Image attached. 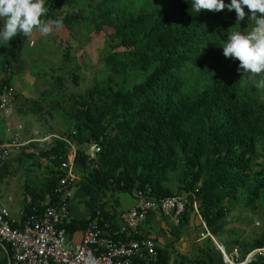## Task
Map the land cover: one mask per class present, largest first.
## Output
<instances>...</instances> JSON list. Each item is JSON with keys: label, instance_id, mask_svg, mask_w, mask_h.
Listing matches in <instances>:
<instances>
[{"label": "trees", "instance_id": "1", "mask_svg": "<svg viewBox=\"0 0 264 264\" xmlns=\"http://www.w3.org/2000/svg\"><path fill=\"white\" fill-rule=\"evenodd\" d=\"M192 2L45 0L49 14L44 19L62 17V29L70 35L81 29L105 39L99 56L104 73L92 78L86 89L71 91L67 102L61 89L68 82L77 85L81 70L68 50L63 51L59 65L49 68L51 81L42 82L47 88L36 98L11 92L15 114L57 112L62 127L57 135L66 136L77 147L74 187L85 196L83 207L89 218L63 224L66 235L81 231L94 217L106 223L105 199L118 192L132 196L139 192L153 199L186 196L194 201L208 233L222 247L226 218L239 197L252 211L258 208L264 215V161H258L256 153L264 140V103L249 89L248 75L238 71L239 61L225 58L222 48L230 28L250 30V13L245 8V19L237 23L234 10L198 13ZM25 40L19 34L6 46L0 62V92L3 86H10L12 65ZM44 100L48 110H44ZM91 143L99 152L95 160L87 161L82 147ZM26 147L32 150L24 153ZM26 147L10 160L23 163L28 172L41 171L43 177L34 186L25 185L19 222L33 210L40 212L42 203L59 202L54 189L64 176L61 163L66 161L68 149L58 139L44 148L33 143ZM5 169L6 164L0 175ZM190 213L186 209L178 226L171 227L180 231ZM111 227L118 229L117 225ZM135 238L147 237L140 234ZM230 244L243 256L264 246V233L249 242ZM154 250L151 264L169 263L167 247L154 246ZM174 264L223 262L206 238L194 257ZM247 264L261 262L254 259Z\"/></svg>", "mask_w": 264, "mask_h": 264}, {"label": "built area", "instance_id": "2", "mask_svg": "<svg viewBox=\"0 0 264 264\" xmlns=\"http://www.w3.org/2000/svg\"><path fill=\"white\" fill-rule=\"evenodd\" d=\"M12 89L3 86L0 92V113L9 115L12 111ZM6 140H0V168L12 159L19 149L36 144L44 148L52 139L66 143V161L61 163L64 176L60 179L54 192L60 197L53 205L42 203V210L27 215L22 221L15 222L8 215L7 210L0 204V246L6 247L9 264H151L155 261L154 242L147 238H135L141 234L148 213H159L171 226H178L181 215L190 208L205 236H211L198 214L194 201L184 195L162 199L146 198L141 193L133 194L134 203L127 210L119 214L117 230L98 222L102 218L94 217L80 231L77 242L68 239L63 224L69 221L67 202L70 198V188L78 180L73 170V159L77 150L74 142L66 136L55 134L48 137H31L21 139L19 126H13ZM87 161H93L99 152L94 144L82 147ZM97 214V213H96ZM16 223V226L13 224ZM122 235V237H119ZM223 264H247L251 260L259 259L264 264V246L256 247L241 256L238 247L233 246L229 252L218 250Z\"/></svg>", "mask_w": 264, "mask_h": 264}, {"label": "rangeland", "instance_id": "3", "mask_svg": "<svg viewBox=\"0 0 264 264\" xmlns=\"http://www.w3.org/2000/svg\"><path fill=\"white\" fill-rule=\"evenodd\" d=\"M2 23L3 21H0V26H2ZM104 42V36L101 34L91 35L81 29L75 30L71 35L70 32L64 29L54 30L52 34L47 36L35 33L32 37L26 38L22 43L19 58L12 65L14 66V73L11 81L9 79V82H11L12 85L14 84V75L16 74L20 75V77L21 75L25 77L28 75V80L32 82V84L25 79L24 83L30 84L28 92H26L28 94L27 97L29 99L36 98L41 91L47 88L46 84L51 81L49 76L50 74L53 75V72L51 73L49 68L59 65L61 63L60 60L63 51L68 50L69 55L75 57L76 63L81 67V70L79 72L77 85L68 82L64 84L67 85V87H62L61 89V91H63V101H66V97L71 91L76 92L86 89L92 84V78H97L104 73V67L99 57L100 52L104 48ZM5 48L6 44H0V60L3 57ZM68 66H71V64ZM56 72L61 73V71ZM56 72L54 74H56ZM260 79L261 76L248 75L249 89L257 96L259 101L264 103V88L256 86ZM43 81H46V84H43ZM12 92L17 93L14 92L13 89ZM46 103V100H44V110H48ZM55 114H57V112L43 116H33L28 113L18 116L12 109L7 119H10L13 123L12 127L19 126L21 128L19 136L21 139L25 140L32 136L39 137V135H41L39 138H42L48 137V135L51 134L57 135L60 133L62 127ZM1 117L0 115V128L4 129L6 132V125ZM7 128L9 132L12 131L10 127ZM26 150L28 152L32 149L26 147L23 152L27 153ZM256 153L258 161L260 160L263 162L264 140L258 143ZM15 157H13V159ZM41 163H43V161H41ZM8 168L10 170H8L7 175L2 177L3 181H1V184L7 185L5 190L11 194L13 201L17 202V206L19 210H21L22 198L24 196L22 192H24L25 185L31 187L34 186L33 183H38L43 177L42 172H28L24 169L23 163H19V161H12ZM169 186L173 189L175 184L169 183ZM70 195L72 200L75 199L76 196L75 202L79 201L76 203V206L83 211L84 194L73 186L70 188ZM107 197H109V195H107ZM239 198L240 200L236 204H232L224 226L225 233L223 234L222 240L226 242L223 246L226 252H229L230 246L232 247L234 245L230 244L231 241L249 242L252 239L260 237L264 233V215L260 209L256 208L252 211V207L251 209L249 208L250 206L245 205V199H243V197ZM112 199L117 200L122 208L127 207V205L132 202L131 195L126 192L115 193ZM186 230L187 228H185V231Z\"/></svg>", "mask_w": 264, "mask_h": 264}, {"label": "clouds", "instance_id": "4", "mask_svg": "<svg viewBox=\"0 0 264 264\" xmlns=\"http://www.w3.org/2000/svg\"><path fill=\"white\" fill-rule=\"evenodd\" d=\"M191 5L198 13L234 10L237 23L245 19L244 9H248L250 15H247V19L252 25L250 30L230 28L227 40L222 45L223 55L239 61L238 71L243 75L261 76L256 86L264 88V0H230L229 4L225 0H193ZM48 14L49 7H46L45 0H0V21H3L0 44H9L19 34L26 38L35 33L47 36L54 30L62 29L63 18L44 19Z\"/></svg>", "mask_w": 264, "mask_h": 264}, {"label": "crops", "instance_id": "5", "mask_svg": "<svg viewBox=\"0 0 264 264\" xmlns=\"http://www.w3.org/2000/svg\"><path fill=\"white\" fill-rule=\"evenodd\" d=\"M7 46V44H6ZM31 47V46H29ZM6 50V48H5ZM4 50V53H5ZM21 51V50H20ZM3 53V56H4ZM3 58V57H2ZM2 58L0 62L2 61ZM1 67V63H0ZM14 69V66H12ZM3 72L0 68V77H2ZM13 73L10 75V81L12 78ZM15 81L12 85L11 82H9V85L11 89H13L14 92H17L19 95H21L24 98H27V93L29 89V85L32 84L28 79V75L25 77L23 75H14ZM25 79H27L30 84H25ZM2 116L1 118L5 122L6 125V132L4 129L0 128V140H6L8 135L10 134L7 127H12L13 123L10 121V119H7L9 115H5L3 113H0ZM1 123V122H0ZM41 137V135H39ZM16 158V157H15ZM14 160V159H13ZM13 160L8 161L9 163H6V169L3 170L2 174L0 175V204L5 207V209L8 212V215L10 218L18 222L20 220L21 210H19L17 206V202H14L11 194L5 190V187L7 188V185L1 184V181H3V176L7 175L8 170H10L8 167H10V164ZM24 192H22L23 194ZM132 197V202L127 205V207L122 208L117 200H113L112 197L105 199L104 204V211L108 216V220L105 225L107 227H111L110 225H117L119 226V219L118 216L121 212L127 210L130 208L134 203V198ZM76 196L75 199L72 200V198L69 199V202L67 204V211L69 215V221H79V220H85L88 219V212L83 208V211L79 209L78 206H76L77 202ZM22 207V203H21ZM192 213L189 214V217L187 219V223L184 226L180 227V231H175V228H172L170 223L163 217L159 215V213H152L149 218H147L144 222V224L141 227V235L148 237L149 239L153 240L154 245L157 247H167L170 252V258L168 264H174V262H178L179 260L183 259H191L194 257L197 253L198 248L204 247L206 236L203 233V230L200 226L199 221L193 215ZM198 229H196V228ZM185 228L187 230L185 231ZM68 239H70L72 242H77L80 238V230H75L69 235H67ZM0 264H9V256L8 251L6 247L0 246Z\"/></svg>", "mask_w": 264, "mask_h": 264}, {"label": "water", "instance_id": "6", "mask_svg": "<svg viewBox=\"0 0 264 264\" xmlns=\"http://www.w3.org/2000/svg\"><path fill=\"white\" fill-rule=\"evenodd\" d=\"M210 240H211L213 246L215 247V249H217V250H223L222 246H220L219 244H217L212 237H210Z\"/></svg>", "mask_w": 264, "mask_h": 264}, {"label": "bare ground", "instance_id": "7", "mask_svg": "<svg viewBox=\"0 0 264 264\" xmlns=\"http://www.w3.org/2000/svg\"><path fill=\"white\" fill-rule=\"evenodd\" d=\"M25 148V147H24ZM21 150V149H20ZM72 188V187H71ZM56 194V193H55ZM59 198V197H58ZM68 204V203H67ZM68 210V209H67ZM149 214V213H148ZM119 217V216H118ZM102 221V220H101ZM104 221H102V223H103ZM146 222V221H145ZM101 226V225H100ZM107 226V225H106ZM110 226H112V225H110ZM109 227V226H108ZM113 228V227H112ZM157 249V248H156Z\"/></svg>", "mask_w": 264, "mask_h": 264}]
</instances>
